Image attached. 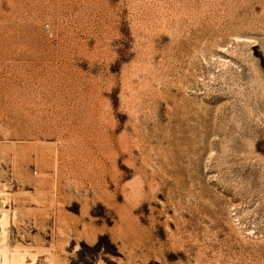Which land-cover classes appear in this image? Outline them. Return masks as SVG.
<instances>
[{"label":"rangeland","instance_id":"obj_1","mask_svg":"<svg viewBox=\"0 0 264 264\" xmlns=\"http://www.w3.org/2000/svg\"><path fill=\"white\" fill-rule=\"evenodd\" d=\"M16 260L264 264V0H0Z\"/></svg>","mask_w":264,"mask_h":264},{"label":"bare ground","instance_id":"obj_2","mask_svg":"<svg viewBox=\"0 0 264 264\" xmlns=\"http://www.w3.org/2000/svg\"><path fill=\"white\" fill-rule=\"evenodd\" d=\"M15 108H16V107H15ZM18 113H19V112H18ZM18 115H19V114H18ZM3 222H4V221H3ZM5 223H6V222H5ZM17 255H18V254H17ZM14 256L16 257V255H14ZM17 258H20V257L18 256ZM19 261H20V260H16L14 264H21L22 262L20 261V262H21V263H20Z\"/></svg>","mask_w":264,"mask_h":264}]
</instances>
